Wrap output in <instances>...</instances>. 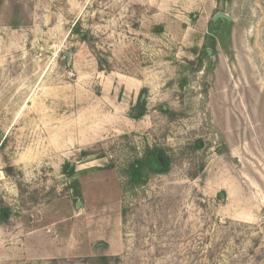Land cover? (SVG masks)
<instances>
[{
	"label": "rangeland",
	"instance_id": "374dc122",
	"mask_svg": "<svg viewBox=\"0 0 264 264\" xmlns=\"http://www.w3.org/2000/svg\"><path fill=\"white\" fill-rule=\"evenodd\" d=\"M186 2L0 0V264H264V0Z\"/></svg>",
	"mask_w": 264,
	"mask_h": 264
},
{
	"label": "crops",
	"instance_id": "0c3cea01",
	"mask_svg": "<svg viewBox=\"0 0 264 264\" xmlns=\"http://www.w3.org/2000/svg\"><path fill=\"white\" fill-rule=\"evenodd\" d=\"M220 4V0H187L185 6H187V17L190 16L192 13L196 12V17H199V20L202 18L204 19V15H207L208 13H211L213 9H215ZM218 13V12H217ZM214 14L211 16L210 20H213ZM218 21L222 22L220 19ZM131 91H136L137 89L143 87L142 83H139V80L132 78L129 81V84H126ZM117 205V203H116ZM117 209V207L115 208ZM115 212V211H114ZM117 211L116 214L109 218L103 219L97 218L98 215L93 214L91 211V215L87 220L82 232H81V242L80 244L77 242V240H74L75 242L69 249V253L73 256H83V255H91V251L83 253V249L86 247V245H89L91 249L97 248V246H100V244L97 242H103L107 244V253L116 255L119 254L123 249V234L121 232V229L119 227V219L117 217ZM120 215V214H119ZM112 220H114V223H112ZM107 232H111V237H107ZM113 239V241H112ZM111 240V241H110ZM95 242L97 243L95 245ZM108 242V243H107ZM39 246V250H35L38 257L36 258H42V257H54V255H49L48 250L45 249L44 246ZM56 251L55 253L58 255L59 253L63 254L62 250L58 247L54 248ZM42 251H46V253L41 254Z\"/></svg>",
	"mask_w": 264,
	"mask_h": 264
},
{
	"label": "trees",
	"instance_id": "16d2710c",
	"mask_svg": "<svg viewBox=\"0 0 264 264\" xmlns=\"http://www.w3.org/2000/svg\"><path fill=\"white\" fill-rule=\"evenodd\" d=\"M140 103L141 102H138L137 106L138 105L140 106L141 105ZM143 113H144V111H142L140 114H138L134 117L140 118V116H142ZM169 162L170 161H169L168 156H166L163 151L156 149V150H153L152 153L149 155V158H148L146 164H147V166H150L151 168L152 167L157 168L158 171H164L165 168L169 166ZM139 170H140V168H138V167L135 168L136 172H138ZM135 177H137V174H135ZM99 244L103 245L105 247L107 246V244L103 243V242H99Z\"/></svg>",
	"mask_w": 264,
	"mask_h": 264
},
{
	"label": "water",
	"instance_id": "95a60500",
	"mask_svg": "<svg viewBox=\"0 0 264 264\" xmlns=\"http://www.w3.org/2000/svg\"><path fill=\"white\" fill-rule=\"evenodd\" d=\"M214 19H220L221 21H229L230 17L227 14L223 13V12H218L215 15ZM77 206H80V202H77Z\"/></svg>",
	"mask_w": 264,
	"mask_h": 264
},
{
	"label": "flooded vegetation",
	"instance_id": "af4514ba",
	"mask_svg": "<svg viewBox=\"0 0 264 264\" xmlns=\"http://www.w3.org/2000/svg\"><path fill=\"white\" fill-rule=\"evenodd\" d=\"M160 154V153H159Z\"/></svg>",
	"mask_w": 264,
	"mask_h": 264
}]
</instances>
